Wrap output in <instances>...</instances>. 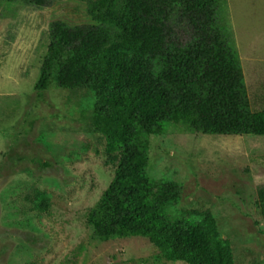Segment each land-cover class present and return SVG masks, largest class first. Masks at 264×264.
<instances>
[{"label": "rangeland", "instance_id": "rangeland-1", "mask_svg": "<svg viewBox=\"0 0 264 264\" xmlns=\"http://www.w3.org/2000/svg\"><path fill=\"white\" fill-rule=\"evenodd\" d=\"M92 1H0V264H187L144 236H94L88 214L119 165L94 129V93L36 90L52 24H93ZM221 17L251 108L264 110V0H227ZM149 155L151 178L182 186L168 208L173 219L211 212L236 264H264V135L203 134L180 123L150 135Z\"/></svg>", "mask_w": 264, "mask_h": 264}, {"label": "trees", "instance_id": "trees-1", "mask_svg": "<svg viewBox=\"0 0 264 264\" xmlns=\"http://www.w3.org/2000/svg\"><path fill=\"white\" fill-rule=\"evenodd\" d=\"M226 2L95 0L88 9L93 24H52L36 90L53 84L91 90L94 129L119 157L113 181L88 214L94 236H144L168 260L236 264L215 216L173 219L168 208L182 198L181 184L157 181L147 170L150 135L170 125L264 135V110L251 108L234 35L221 17ZM48 207L42 196L39 208Z\"/></svg>", "mask_w": 264, "mask_h": 264}]
</instances>
